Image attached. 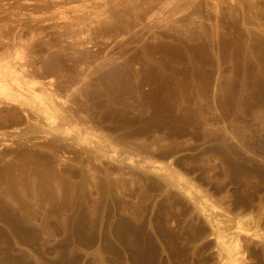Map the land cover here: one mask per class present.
Listing matches in <instances>:
<instances>
[{"label":"rangeland","instance_id":"1","mask_svg":"<svg viewBox=\"0 0 264 264\" xmlns=\"http://www.w3.org/2000/svg\"><path fill=\"white\" fill-rule=\"evenodd\" d=\"M0 264H264V0H0Z\"/></svg>","mask_w":264,"mask_h":264}]
</instances>
